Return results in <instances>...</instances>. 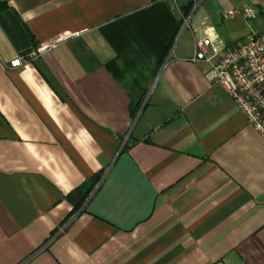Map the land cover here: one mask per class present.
<instances>
[{"label":"crops","instance_id":"obj_1","mask_svg":"<svg viewBox=\"0 0 264 264\" xmlns=\"http://www.w3.org/2000/svg\"><path fill=\"white\" fill-rule=\"evenodd\" d=\"M0 3V264H264V143L192 60L264 0Z\"/></svg>","mask_w":264,"mask_h":264},{"label":"built area","instance_id":"obj_2","mask_svg":"<svg viewBox=\"0 0 264 264\" xmlns=\"http://www.w3.org/2000/svg\"><path fill=\"white\" fill-rule=\"evenodd\" d=\"M226 17H240L246 22L259 18L251 6L228 11ZM61 40L41 44L33 51L8 64L16 69L53 50ZM193 61L210 66L207 79L225 91L235 107L264 143V31H250L244 43L228 48L215 45L209 37L194 42Z\"/></svg>","mask_w":264,"mask_h":264},{"label":"trees","instance_id":"obj_3","mask_svg":"<svg viewBox=\"0 0 264 264\" xmlns=\"http://www.w3.org/2000/svg\"><path fill=\"white\" fill-rule=\"evenodd\" d=\"M193 5H194L193 1L190 2L189 10L193 7ZM6 7L7 6L5 4L0 3V13L3 12L6 9ZM259 14L261 15V13H259ZM101 179H102V175H99V176L94 178V181L91 184L86 185L85 196H84L81 204L85 203V201L91 196V194L94 192L96 187L99 185Z\"/></svg>","mask_w":264,"mask_h":264}]
</instances>
